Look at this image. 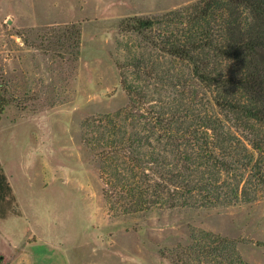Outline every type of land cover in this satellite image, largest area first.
<instances>
[{
	"label": "rangeland",
	"instance_id": "374dc122",
	"mask_svg": "<svg viewBox=\"0 0 264 264\" xmlns=\"http://www.w3.org/2000/svg\"><path fill=\"white\" fill-rule=\"evenodd\" d=\"M198 0H0V264H179L193 227L264 264V194L216 207L118 213L83 122L129 101L120 23ZM90 131V128L88 129Z\"/></svg>",
	"mask_w": 264,
	"mask_h": 264
},
{
	"label": "trees",
	"instance_id": "16d2710c",
	"mask_svg": "<svg viewBox=\"0 0 264 264\" xmlns=\"http://www.w3.org/2000/svg\"><path fill=\"white\" fill-rule=\"evenodd\" d=\"M129 101L83 122L118 213L216 207L264 194V0H198L120 25ZM6 105L0 98V114ZM90 128V131L88 129ZM179 264H251L193 227Z\"/></svg>",
	"mask_w": 264,
	"mask_h": 264
}]
</instances>
